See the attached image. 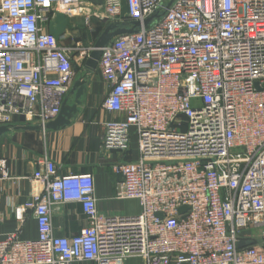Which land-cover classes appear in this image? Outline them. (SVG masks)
<instances>
[{"label":"built area","instance_id":"1","mask_svg":"<svg viewBox=\"0 0 264 264\" xmlns=\"http://www.w3.org/2000/svg\"><path fill=\"white\" fill-rule=\"evenodd\" d=\"M59 13L89 28L141 24L113 37L98 64L104 107L118 115L103 146L128 151L136 135L139 150L113 165L115 196L140 211L101 215L94 175L60 174L44 157L33 174L43 193L16 208L21 222L33 211L39 236L0 235V264H264V0H0V126L57 119L75 64L95 50L64 44L68 30L56 39ZM63 203L87 216L72 236L54 233Z\"/></svg>","mask_w":264,"mask_h":264},{"label":"crops","instance_id":"2","mask_svg":"<svg viewBox=\"0 0 264 264\" xmlns=\"http://www.w3.org/2000/svg\"><path fill=\"white\" fill-rule=\"evenodd\" d=\"M90 1L97 4L103 2ZM70 19L72 21L73 18ZM71 25L72 22L64 39L66 45L75 40ZM83 75L86 76L85 92L78 112L69 124L57 129H23L20 127L39 124L16 123L0 138V235L19 233L23 240L38 238V224L33 211L28 210L24 222H21L16 217V208L43 193L44 185L33 179V174L44 157L56 164L60 174L94 175L97 207L101 215H130L140 211L137 200L116 198L122 177L113 170L116 163L133 162L139 158L137 137L132 136L128 151L104 148V124L118 119L117 114L104 107L110 85L99 65L94 70H88L75 64L74 79L66 95L70 105L75 101V94L71 93L73 86ZM52 221L55 235L72 236L79 233L88 220L79 203H63L54 207ZM77 264L97 263L82 261ZM117 264H144V261L139 257H130Z\"/></svg>","mask_w":264,"mask_h":264},{"label":"water","instance_id":"3","mask_svg":"<svg viewBox=\"0 0 264 264\" xmlns=\"http://www.w3.org/2000/svg\"><path fill=\"white\" fill-rule=\"evenodd\" d=\"M172 2H169L167 8L171 5ZM159 15H155L147 19L144 23L149 25V23ZM69 26V20L64 13H59L55 22L51 23L50 32L56 37L57 40L63 36ZM141 26L139 21H135L132 27H121L116 24H110L99 36L95 42V50L91 53L90 57L86 61V67L88 70H94L98 67L99 60L102 55V48L115 36L123 33H131L138 30ZM86 88V76H81L74 84L71 91L72 94H75V101L72 105L68 103V98H65L61 112L57 119L47 123L45 126L39 124L37 126H24L20 127L23 129H57L71 122L72 117L78 112V106L81 104V98L84 95ZM12 126H0V138L12 130ZM187 207L181 208V212H185ZM161 215V214H160ZM248 244H253V241H250ZM245 244L240 243L239 247L242 248Z\"/></svg>","mask_w":264,"mask_h":264},{"label":"rangeland","instance_id":"4","mask_svg":"<svg viewBox=\"0 0 264 264\" xmlns=\"http://www.w3.org/2000/svg\"><path fill=\"white\" fill-rule=\"evenodd\" d=\"M72 18V25L70 27L72 35L75 41H82L85 45L94 44L106 27L104 21L97 18L93 22V28L86 26L84 20L80 16ZM78 67H82V65H78ZM251 232L258 233V231L254 229H252Z\"/></svg>","mask_w":264,"mask_h":264}]
</instances>
